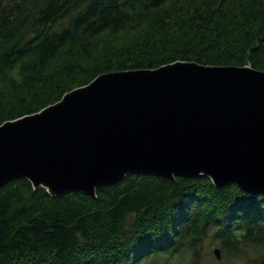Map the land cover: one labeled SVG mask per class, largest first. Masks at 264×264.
Returning a JSON list of instances; mask_svg holds the SVG:
<instances>
[{
    "label": "trees",
    "instance_id": "1",
    "mask_svg": "<svg viewBox=\"0 0 264 264\" xmlns=\"http://www.w3.org/2000/svg\"><path fill=\"white\" fill-rule=\"evenodd\" d=\"M178 59L264 70V0H0V123ZM175 177L129 173L97 196L14 177L0 264H264V193Z\"/></svg>",
    "mask_w": 264,
    "mask_h": 264
},
{
    "label": "water",
    "instance_id": "2",
    "mask_svg": "<svg viewBox=\"0 0 264 264\" xmlns=\"http://www.w3.org/2000/svg\"><path fill=\"white\" fill-rule=\"evenodd\" d=\"M129 173L264 193V70L178 59L108 71L0 123V185L25 176L52 195L97 196Z\"/></svg>",
    "mask_w": 264,
    "mask_h": 264
}]
</instances>
